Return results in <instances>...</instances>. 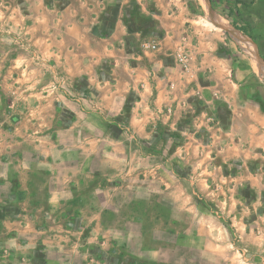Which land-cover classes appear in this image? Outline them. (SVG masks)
<instances>
[{
    "label": "rangeland",
    "instance_id": "obj_1",
    "mask_svg": "<svg viewBox=\"0 0 264 264\" xmlns=\"http://www.w3.org/2000/svg\"><path fill=\"white\" fill-rule=\"evenodd\" d=\"M97 18L100 22L94 24ZM146 38H152L157 48L144 49ZM103 41L131 45L128 49L141 58L131 63L125 50L111 54ZM240 44L261 74L256 48L264 58V0H206V5L204 0H0V103L6 108L0 115L6 118L13 110L9 105L20 103L42 123L40 129H47L51 120L64 129L81 121L82 135L93 134L97 148L99 139L133 132L103 110L102 103L108 102L105 95L97 97L94 86L104 94L111 68L121 87L129 89L136 83L142 88L148 68L160 65L167 70L159 62L161 57L185 55L188 67L168 68L173 76L167 81L169 89L175 83L173 89L179 94L173 105L178 110L175 119L181 121L177 127L167 122L148 127L156 129L152 137L131 143L132 171L126 180L131 186L114 196L108 216L119 229L120 213L127 231H115L113 240L130 251H144L143 257L134 259L140 263L247 264L251 260L264 264L263 238L247 235L253 207L237 204L232 171L215 167L217 159L202 157L200 141L192 133V111L205 118L207 114L201 112L206 108L213 114L216 102H207L197 86L183 92V87L196 85L199 76L212 69L223 65L229 71L226 65L232 59L221 55L231 52L243 59L246 53ZM254 81L252 96L264 86ZM225 86L220 82L219 87ZM210 93L207 96H215ZM134 99L129 96L125 105ZM209 163L213 167H207ZM253 223L256 231L264 225L261 219ZM239 230L246 232L244 237L237 236ZM228 248L235 253L227 254Z\"/></svg>",
    "mask_w": 264,
    "mask_h": 264
},
{
    "label": "crops",
    "instance_id": "obj_2",
    "mask_svg": "<svg viewBox=\"0 0 264 264\" xmlns=\"http://www.w3.org/2000/svg\"><path fill=\"white\" fill-rule=\"evenodd\" d=\"M57 12L61 14L63 10ZM98 18L94 24L100 22ZM248 39L251 41V37ZM103 42L111 54L118 50L121 55L125 50L124 57L131 63L132 59L141 58L135 50L128 49L131 45L127 47L121 41L118 45ZM253 43L259 48L258 42L253 40ZM241 47L246 53L243 59L231 52L221 55L232 59L226 65L229 71H224L223 65L212 69L199 76L196 85L183 87V92L197 86L207 102L215 100L213 114L206 108L201 112L207 114L205 118L201 114L197 116L196 109L192 111L195 118L190 125L200 141V154L217 159L219 165L215 167L225 168L226 173L232 171L237 180L233 186L237 204L251 205V221L261 219L264 224V71L259 68L260 74L255 69L251 55ZM259 51L256 48L257 60L264 67ZM172 57L169 54L159 60L167 70H161L160 65L144 70L146 77L139 81L142 88L136 83L129 89L121 87L114 68L106 80L110 86H102L106 87L104 94L94 86L97 97L105 95L108 99L102 103L105 104L102 109L119 120L118 125L123 122L127 98L136 97L132 105L128 104L127 124L133 132L99 139L98 149L93 146V134L82 135L81 121H74L64 129L51 120L47 129H40L38 125L42 123L30 117L25 112L26 106L20 103L9 105L13 110L10 109L11 114L6 118L0 115V264H154L134 260L143 257L144 251H130L113 240V233L125 232L127 226L120 213L116 219L120 222L119 229L109 223L108 216L114 196L131 186L126 182L132 171L131 143L152 137L156 129L148 127L166 122L177 127L181 121L175 119L178 110L173 105L179 94L173 87L169 89L167 83L173 76L168 68L175 66ZM136 69L137 66L132 68ZM252 78L263 87L255 90V96L251 95ZM220 82L225 88L219 87ZM210 90L215 96H207ZM256 96L260 102L254 99ZM4 107L0 103V110L6 111ZM168 108L172 113L166 112ZM16 112L23 114L19 116ZM196 118L201 122L196 123ZM211 119L213 124L209 123ZM213 128L216 129L211 132ZM212 165L209 163L207 167ZM245 192H249L248 197ZM257 208L260 212L255 216ZM253 222L247 235L263 238L264 244V225L259 224L256 231ZM245 233L239 230L237 236L244 237ZM234 253L227 249V254ZM250 261L247 264H254Z\"/></svg>",
    "mask_w": 264,
    "mask_h": 264
},
{
    "label": "built area",
    "instance_id": "obj_3",
    "mask_svg": "<svg viewBox=\"0 0 264 264\" xmlns=\"http://www.w3.org/2000/svg\"><path fill=\"white\" fill-rule=\"evenodd\" d=\"M142 46L144 47V49L149 50V49H156L157 48V44L151 41H144ZM173 59V63L174 65L180 64L183 67L187 68L188 67V63H187V58L185 55L179 53L176 55H173L172 57ZM175 84L171 83V87H174ZM169 111H171V108H168Z\"/></svg>",
    "mask_w": 264,
    "mask_h": 264
},
{
    "label": "trees",
    "instance_id": "obj_4",
    "mask_svg": "<svg viewBox=\"0 0 264 264\" xmlns=\"http://www.w3.org/2000/svg\"><path fill=\"white\" fill-rule=\"evenodd\" d=\"M233 25H235V24L233 23ZM235 27H237V26L235 25ZM255 99H257V101L260 102L259 98L255 97ZM129 114H130V106L129 105L127 106V104H126L125 105L124 117H123L124 120H123V118L121 120L124 121L125 123H128ZM172 136H174V134Z\"/></svg>",
    "mask_w": 264,
    "mask_h": 264
},
{
    "label": "bare ground",
    "instance_id": "obj_5",
    "mask_svg": "<svg viewBox=\"0 0 264 264\" xmlns=\"http://www.w3.org/2000/svg\"><path fill=\"white\" fill-rule=\"evenodd\" d=\"M242 37V36H241ZM245 38V37H244ZM248 41H250L248 38H246ZM251 42V41H250ZM255 57V56H254ZM260 69L262 70V71H264V67L262 66V64H261V66H260Z\"/></svg>",
    "mask_w": 264,
    "mask_h": 264
},
{
    "label": "water",
    "instance_id": "obj_6",
    "mask_svg": "<svg viewBox=\"0 0 264 264\" xmlns=\"http://www.w3.org/2000/svg\"><path fill=\"white\" fill-rule=\"evenodd\" d=\"M228 30V32L230 31L229 29H227Z\"/></svg>",
    "mask_w": 264,
    "mask_h": 264
}]
</instances>
